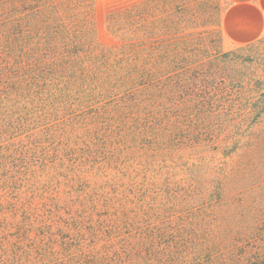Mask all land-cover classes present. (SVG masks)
Listing matches in <instances>:
<instances>
[{"label":"rangeland","instance_id":"obj_1","mask_svg":"<svg viewBox=\"0 0 264 264\" xmlns=\"http://www.w3.org/2000/svg\"><path fill=\"white\" fill-rule=\"evenodd\" d=\"M262 86L264 36L226 42L218 0H0V264H40L52 199L98 187L128 188L141 215L177 192L190 205L170 212L204 217L169 249L120 230L131 249L116 241L110 264H232L249 238L264 264V115L238 123L226 98Z\"/></svg>","mask_w":264,"mask_h":264},{"label":"trees","instance_id":"obj_2","mask_svg":"<svg viewBox=\"0 0 264 264\" xmlns=\"http://www.w3.org/2000/svg\"><path fill=\"white\" fill-rule=\"evenodd\" d=\"M234 95L236 94L226 96L228 99L227 113L230 119L236 121L238 116L244 125L261 120L264 115V86L259 90H248L238 97H234ZM239 118L236 122L241 123ZM154 139L157 140L159 137L157 136ZM73 149L66 146L63 152L55 150L51 154L53 155L51 161L53 166H62L64 161L71 165L70 158L72 155L75 156L71 152L74 151ZM83 161H86V159ZM80 165L81 163L78 166ZM110 190L111 192L109 190L106 192L100 187L90 190L84 189L81 190L79 197L66 203L52 199L53 207L49 208L51 211L49 212L48 226L42 238L36 240L34 250L36 254H32V259L36 262L39 261L40 264H110L116 241H120L119 247H123V250L131 249L125 238L117 237L116 234L120 230L124 231V235L130 234L132 231L134 233L135 231H144L143 246L145 244L147 247L152 248L156 246V236L164 234L167 238L163 239L162 244H166L167 249L180 243L175 240V234H190L197 229L202 230L204 217L201 214L197 215V209H191L186 213L190 216L189 218L170 212L172 208L179 209L184 205H190L186 201H179V193L177 192L170 194L168 199L171 202L170 204H167L168 201H163L162 197H158V199L150 196L144 199V201L155 203L148 207L149 209L145 215H141L137 214L136 203L128 188L118 193L114 188H110ZM146 195L144 193L143 197ZM149 204L147 203L148 206ZM236 229L237 225L232 228L231 237L223 239L225 244L232 246V254L234 246L238 244V238H240V246H246L242 237L237 236ZM226 230L224 226L222 233H226ZM249 235L250 237L254 236L252 232ZM253 242V238L246 240V244L250 246L249 253L244 251L241 257L237 254L236 257L231 255L232 264H256L257 256L255 249L252 248ZM139 248L142 247H136L135 249L138 250ZM235 248L238 252L239 247ZM162 249L165 248L162 246ZM149 255L147 261H151V257L156 258V256ZM123 257L126 264L131 262V258V264H142L146 261L145 256L143 257L138 252L125 253ZM118 258L120 257L116 256V259ZM166 259L170 264H172V261L177 262L167 254ZM45 261L46 263H43ZM144 264L150 263L145 262Z\"/></svg>","mask_w":264,"mask_h":264},{"label":"crops","instance_id":"obj_3","mask_svg":"<svg viewBox=\"0 0 264 264\" xmlns=\"http://www.w3.org/2000/svg\"><path fill=\"white\" fill-rule=\"evenodd\" d=\"M218 6L220 32L226 42L245 46L264 36V0H218Z\"/></svg>","mask_w":264,"mask_h":264}]
</instances>
